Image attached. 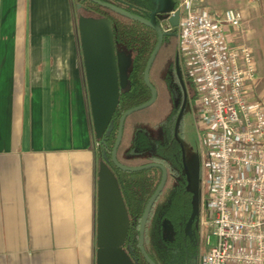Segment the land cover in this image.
Returning a JSON list of instances; mask_svg holds the SVG:
<instances>
[{"label": "crops", "instance_id": "0c3cea01", "mask_svg": "<svg viewBox=\"0 0 264 264\" xmlns=\"http://www.w3.org/2000/svg\"><path fill=\"white\" fill-rule=\"evenodd\" d=\"M259 1L203 9L242 12L264 89ZM74 9L73 0H0V264H96L97 139Z\"/></svg>", "mask_w": 264, "mask_h": 264}, {"label": "built area", "instance_id": "2783aa9c", "mask_svg": "<svg viewBox=\"0 0 264 264\" xmlns=\"http://www.w3.org/2000/svg\"><path fill=\"white\" fill-rule=\"evenodd\" d=\"M204 2L177 0L167 16L180 11L177 29L159 22L176 31L195 71L200 264H264V102L252 99L259 72L249 46H231L242 12L212 14Z\"/></svg>", "mask_w": 264, "mask_h": 264}, {"label": "trees", "instance_id": "16d2710c", "mask_svg": "<svg viewBox=\"0 0 264 264\" xmlns=\"http://www.w3.org/2000/svg\"><path fill=\"white\" fill-rule=\"evenodd\" d=\"M101 1L147 19L155 10V0ZM75 2L77 7H89L96 16L107 18L112 23L118 47L132 54L128 85L121 89L110 130L99 141L98 154L100 161L106 162L117 176L130 215L131 225L126 248L135 264H148L139 249V225L142 213L158 187L162 173L158 168L138 172L121 171L112 163L111 153L121 115L128 109L147 102L151 97V91L143 76L147 61L157 43V33L148 26L127 19L89 0ZM178 49V38L174 31L164 37L150 70V81L157 90V99L150 107L127 117L117 151V160L125 166L159 163L168 172L167 183L153 204L145 227L144 248L156 264H197L199 259L197 219L192 223L191 232L186 231L193 211V196L183 168L182 149L175 137L176 121L183 100L182 86L177 74V59L191 90L194 83L181 61ZM183 126L181 118L178 128L181 135ZM165 222L172 228L171 240L164 237Z\"/></svg>", "mask_w": 264, "mask_h": 264}, {"label": "water", "instance_id": "95a60500", "mask_svg": "<svg viewBox=\"0 0 264 264\" xmlns=\"http://www.w3.org/2000/svg\"><path fill=\"white\" fill-rule=\"evenodd\" d=\"M97 5L111 10L127 19L139 22L152 28L157 33V43L147 61L144 70V82L151 91L150 99L138 106L125 111L120 119L116 140L111 153L112 163L116 168L125 172H138L151 168L162 171V177L158 187L149 199L140 219L139 225V249L148 264H156L147 254L144 248L145 227L153 204L163 191L168 178L166 168L159 163H151L143 166L128 167L117 160V151L122 141L123 128L128 116L135 112L150 107L157 99V90L150 81L151 67L161 49L164 37L171 34L163 31L159 23L155 21L161 14L166 18L169 11L154 10L150 18H144L128 12L114 4L101 0H89ZM175 7V5H174ZM168 22L175 29L179 26L180 11L175 10L173 15L167 17ZM78 33L85 69V78L90 103L93 130L97 140H100L108 129L112 117L118 107L121 89L127 82V69L129 61L122 64L121 55L116 52L112 23L104 17L80 15L78 18ZM177 74L184 89L179 59H177ZM187 101L186 92L184 102L178 115L175 126V137L181 118L184 104ZM199 206V198H198ZM198 215V207L193 206L192 215L187 225V233L191 232L192 223ZM130 216L119 185L117 176L111 167L104 161H99L97 179V213H96V264H135L126 248L130 228Z\"/></svg>", "mask_w": 264, "mask_h": 264}, {"label": "rangeland", "instance_id": "374dc122", "mask_svg": "<svg viewBox=\"0 0 264 264\" xmlns=\"http://www.w3.org/2000/svg\"><path fill=\"white\" fill-rule=\"evenodd\" d=\"M154 2H155V9L156 10H161L165 6H166V8L164 9V11H166V10L169 11L172 8H175L174 7L175 0H155ZM259 2H260L259 3V5H260L259 21L260 22L257 26V29L263 30V27H264V1L260 0ZM73 4H74V8H75L74 9V12H75L74 24H75V28H76L75 48L78 51V54L81 56V46H80L79 33H78V18L81 14H80V9L77 8L75 0H73ZM230 8H232V7H230ZM160 18H162L161 14H159L156 17L155 21L157 23H159ZM246 22H247V20H244L243 26L241 28L242 30L245 29V31L251 29V27L248 26L249 24L248 23L246 24ZM243 34H244V31H243ZM245 34H247V32H245ZM45 42H46V44L44 45L45 50H47V48H49L51 50L56 48V47H54L53 42L51 43L47 40ZM239 44H245L252 49V47H251L252 41L250 40V38L249 37L244 38V36H242V32L238 31L237 34L232 37L231 46L239 45ZM179 56L181 58V61L185 64V67L188 69L189 75L192 77V81L194 83L195 71H194V66L191 64V55L188 52L179 51ZM181 77H183L182 72H181ZM262 82H263V77H262V75L259 74V83L253 92V98H252L253 100L264 102V97L262 95V92L264 90V89H262ZM195 91H196L195 90V83L193 86V90H191V88L189 89V87H187V96L189 99L190 98L191 99H190V101L185 102L184 108H183V118L186 122V132H185V136H182L180 134V132L178 131L177 132V138L179 139L181 146H182L184 170H185V173L187 176L188 188L192 192L193 206H194L195 210H197V207H198V184H199V144H198L197 133H196V125H195V119L196 118H194V116H196V114L194 113V105H193L195 98H196ZM85 93L87 94V97H88V90L87 89H85ZM177 95L179 96L180 94L177 93ZM194 95H195V98L193 99ZM182 105H183V103H182ZM96 147H97V166H98L100 159H99V154H98L99 153V151H98L99 142L97 140H96ZM168 228H169V224L165 222L164 230L166 231ZM165 231H164V235L165 234L168 235L167 231L166 232ZM211 241L213 242L214 240L212 239ZM204 250H206V248L203 247V251Z\"/></svg>", "mask_w": 264, "mask_h": 264}, {"label": "flooded vegetation", "instance_id": "af4514ba", "mask_svg": "<svg viewBox=\"0 0 264 264\" xmlns=\"http://www.w3.org/2000/svg\"><path fill=\"white\" fill-rule=\"evenodd\" d=\"M77 8L80 9V14H81V15L98 17V16H96L95 14H93V13L90 11V8H89V7H87V9H86V8L81 7V6H78ZM90 12H91V13H90ZM114 41H115V38H114ZM115 49H116V52L119 53V54L121 55L122 64L125 66V64L129 61V64L131 65L132 54H131L130 52H128V51H126V50H124V49L118 47V45L116 44V41H115ZM129 68H130V66L128 67L127 72H126V75H127V82H128V71H129ZM182 81H183V85H184V89L182 88V95H183L182 103H183V101H184V96H185V92H186V98H187V101H190L191 98L189 99L188 96H187V87H189V84H188V82H186V79H185L184 75H183V77H182ZM127 82H126V84H125L124 87H127V85H128ZM189 89H190V87H189ZM190 103H191V102H190ZM191 106H192V105H191ZM181 107H182V106H181ZM115 112H116V111H115ZM114 114H115V113H114ZM113 116H114V115H113ZM112 119H113V117H112ZM182 120H183V123H184L183 131H182V136H185V132H186V122H185L183 116H182ZM111 122H112V120H111ZM111 122H110V125H109L108 129H107L106 132L104 133V135H106V133L110 130ZM104 135H103V137H104ZM103 137H102V138H103ZM102 138H101V139H102ZM101 139H100V140H101ZM177 139H178V138H177ZM100 140H97V141L99 142ZM178 142H179V144H180V146H181V143H180L179 139H178ZM99 147H100V142H99ZM99 147H98V151H99ZM181 149H182V146H181ZM182 158H183V151H182ZM183 168H184V162H183ZM184 171H185V170H184ZM161 173H162V171H161ZM161 177H162V174H161ZM160 180H161V179H160ZM159 183H160V182H159ZM129 216H130V215H129ZM196 219H197V218H196ZM130 222H131V220H130ZM166 223H167V222H166ZM164 224H165V223H164ZM168 224H169V223H168ZM130 225H131V223H130ZM196 226L198 227V219L196 220ZM163 231H165V230H164V226H163ZM166 231H167V234H168V235L165 234L164 237H165L166 239L171 240L172 237H173V231H172V228H171L170 224H169V228H168ZM166 231H165V232H166ZM169 233H170V234H169ZM199 245H200V241H199ZM197 264H200V255H199V259H198V263H197Z\"/></svg>", "mask_w": 264, "mask_h": 264}]
</instances>
